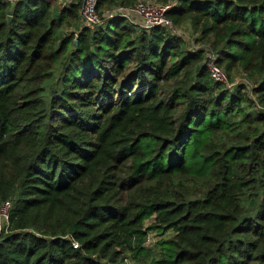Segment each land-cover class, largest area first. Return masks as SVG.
<instances>
[{
	"label": "trees",
	"instance_id": "16d2710c",
	"mask_svg": "<svg viewBox=\"0 0 264 264\" xmlns=\"http://www.w3.org/2000/svg\"><path fill=\"white\" fill-rule=\"evenodd\" d=\"M156 1L250 89L212 80L204 50L165 28L0 0V264H138L149 230L173 233L152 264H264V0ZM242 104L260 131L230 133Z\"/></svg>",
	"mask_w": 264,
	"mask_h": 264
},
{
	"label": "built area",
	"instance_id": "2783aa9c",
	"mask_svg": "<svg viewBox=\"0 0 264 264\" xmlns=\"http://www.w3.org/2000/svg\"><path fill=\"white\" fill-rule=\"evenodd\" d=\"M7 3L14 4L20 0H3ZM60 3L61 6H67L71 2L76 0H53ZM79 24L86 27H93L100 25L105 19L113 17H122L133 23L138 28L148 29L153 26H159L167 29L170 33L178 35L181 38L186 39V34L182 30L173 25L172 21L166 16L168 8L171 6V1L167 3H160L156 0H134L132 4H116L108 9H97V0H79ZM193 44L189 50H196ZM206 65L212 80L223 84L226 88H232L234 83H229L227 75L223 68L215 62V54L209 49H203ZM244 84L248 90L251 83L247 78H244L241 83ZM10 208V201L6 200L0 207V231L6 226L8 219V211ZM73 246L77 248V244L73 243ZM127 264H134L133 261H127Z\"/></svg>",
	"mask_w": 264,
	"mask_h": 264
},
{
	"label": "rangeland",
	"instance_id": "374dc122",
	"mask_svg": "<svg viewBox=\"0 0 264 264\" xmlns=\"http://www.w3.org/2000/svg\"><path fill=\"white\" fill-rule=\"evenodd\" d=\"M60 7H61L60 3H57V2L52 3L51 13L56 14ZM106 9H108V8H106ZM176 27L178 29L182 30V32L186 34V39L182 38L183 47L185 49L191 48L192 44H193L194 48L195 47L196 48H202V49L209 48L207 43L195 41V39L198 37V34L193 32L190 24L187 21L183 22L182 24H180ZM70 30H71V27L63 26L61 31H63V33H64V32L70 31ZM244 78H246L244 73L238 67L232 69L231 72L229 73V75H227L228 82L234 83V85H236L237 83H241ZM256 112H257V110L254 107V105L242 104V111L240 113L236 112L233 115V117L231 118V121H232L233 125L235 126V128L230 133L235 134L239 129H244L246 127H250V128L257 129L258 131H260V129H262L263 126L260 123H258L255 119H252V120L247 121V122H242V120H241L244 113H248L249 119H250V118L255 116ZM185 185H186L185 191L187 192V195L189 197H200V196H202L204 188H203L201 183L186 182ZM242 204L245 206L247 213H252L254 211V207L256 206V201L252 200V196L245 195L244 197H242ZM148 223H149V221L145 222L146 225ZM172 234L173 233L170 230H168L162 234L158 233L157 231H154V230H149L147 232L146 240L144 242V246H145L146 250H144V252H141L140 254H138V256L136 258L139 260V262L137 260L138 264L139 263H141V264H152L153 259H156L159 256L158 241L160 239L170 237ZM145 252H147V254H144ZM124 254H126L127 261L128 260L134 261V260H132L130 252L125 251ZM124 263L126 264V260H124Z\"/></svg>",
	"mask_w": 264,
	"mask_h": 264
},
{
	"label": "crops",
	"instance_id": "0c3cea01",
	"mask_svg": "<svg viewBox=\"0 0 264 264\" xmlns=\"http://www.w3.org/2000/svg\"><path fill=\"white\" fill-rule=\"evenodd\" d=\"M53 3H56V1H54Z\"/></svg>",
	"mask_w": 264,
	"mask_h": 264
},
{
	"label": "water",
	"instance_id": "95a60500",
	"mask_svg": "<svg viewBox=\"0 0 264 264\" xmlns=\"http://www.w3.org/2000/svg\"><path fill=\"white\" fill-rule=\"evenodd\" d=\"M8 18H10V17H8ZM251 146H252V144H251Z\"/></svg>",
	"mask_w": 264,
	"mask_h": 264
}]
</instances>
